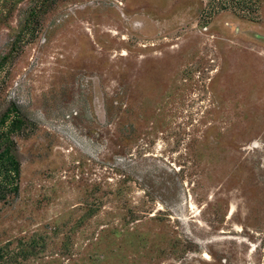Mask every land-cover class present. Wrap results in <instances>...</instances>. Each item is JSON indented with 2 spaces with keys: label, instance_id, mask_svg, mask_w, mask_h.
Here are the masks:
<instances>
[{
  "label": "rangeland",
  "instance_id": "obj_1",
  "mask_svg": "<svg viewBox=\"0 0 264 264\" xmlns=\"http://www.w3.org/2000/svg\"><path fill=\"white\" fill-rule=\"evenodd\" d=\"M6 110L0 264H264V0H0Z\"/></svg>",
  "mask_w": 264,
  "mask_h": 264
},
{
  "label": "trees",
  "instance_id": "obj_2",
  "mask_svg": "<svg viewBox=\"0 0 264 264\" xmlns=\"http://www.w3.org/2000/svg\"><path fill=\"white\" fill-rule=\"evenodd\" d=\"M10 113L6 110L0 119V204H8L11 197L18 195L21 182L22 159L13 137L21 123L14 120L8 128ZM3 258L0 250V259Z\"/></svg>",
  "mask_w": 264,
  "mask_h": 264
}]
</instances>
